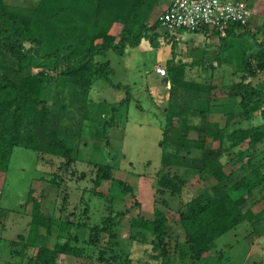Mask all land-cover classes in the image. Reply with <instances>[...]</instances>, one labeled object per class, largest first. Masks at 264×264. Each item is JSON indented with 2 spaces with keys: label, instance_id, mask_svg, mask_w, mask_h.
I'll return each instance as SVG.
<instances>
[{
  "label": "trees",
  "instance_id": "obj_1",
  "mask_svg": "<svg viewBox=\"0 0 264 264\" xmlns=\"http://www.w3.org/2000/svg\"><path fill=\"white\" fill-rule=\"evenodd\" d=\"M157 2L37 0L24 4L0 0V171L9 169L16 146L39 154L62 156L65 167L76 160L75 143L68 142L62 133L63 128H68L63 117L67 105L59 88L64 85L63 89L87 94L100 78L121 87L112 78L114 69L111 59L107 58L108 51L123 55L144 38L160 47L163 38L171 32L166 29L160 32L158 19L150 23ZM248 24L233 25L245 28ZM244 35L240 46L246 53L251 47H247L248 39ZM255 44H258L257 50L242 57L241 63L246 67L254 56L257 66L253 73L264 69V39ZM185 69L186 65L175 63L174 58L167 61L168 84L177 97L171 94L166 110L163 168L157 177L154 217L131 219V228L136 233L151 235V240L145 241L151 245L150 257L146 259L155 264H198L210 256L206 253L214 252L217 239L239 223L247 220L254 225L264 218V208L253 210L264 199V82L255 86L242 77L234 86L240 110L226 112L222 123L209 119L211 90L204 88L203 79L185 77ZM200 90L204 91V98ZM189 92L197 95L195 102L202 100V107H192ZM177 116L179 122L175 125ZM257 118L258 123L254 122ZM245 120L252 122L250 126H243ZM190 130L198 131V137H190ZM215 142H219L218 146ZM243 144L247 145L244 149ZM229 163L232 167L227 171ZM181 169L197 172L202 180L213 183L209 189L189 193ZM104 181H108L104 189L118 186L125 195L135 194L133 185L114 176L111 164H97L96 192H101ZM27 205H31L25 211L32 216L33 245L38 227L45 226L49 236L52 225L59 220L56 223L58 241L53 247L47 242L41 243L31 255L30 263L59 264L62 255H74L95 264H133L132 253L127 252L119 236L118 218L123 211L114 214L110 210L95 224L90 222L88 207L84 208L81 219H73L75 211L56 219L52 214L42 213V197L33 187L29 189ZM171 207L179 211L177 225L168 217ZM61 208H66L65 200ZM9 215V210L1 214L0 206L3 230ZM84 224L89 231L81 237L72 228H81ZM23 239L25 235L20 234L19 240L10 243L14 246L22 243L24 249L13 248L20 256L28 250L21 242ZM219 253L224 255V249Z\"/></svg>",
  "mask_w": 264,
  "mask_h": 264
},
{
  "label": "rangeland",
  "instance_id": "obj_2",
  "mask_svg": "<svg viewBox=\"0 0 264 264\" xmlns=\"http://www.w3.org/2000/svg\"><path fill=\"white\" fill-rule=\"evenodd\" d=\"M6 1L31 3V0ZM160 11L151 16L150 23L157 19ZM159 31L163 32L162 28ZM184 31L181 29L176 33ZM173 43L178 44V47L173 48ZM188 44L189 42H186V45H182L170 34L163 38L161 47L154 46L149 39L144 38L139 45L129 47L123 55L113 50L108 51L107 58L111 59L114 69L112 78L121 87H114L103 78L98 79L87 94L66 87L63 89L64 85H61L60 95H63L67 105V112L63 114L66 123L64 126L68 127L63 128L62 133L66 134L68 142L75 143L77 158L70 166L65 167V158L62 156L39 154L24 146L14 148L9 169L0 171L1 214L10 211L6 229L0 227L1 264H21L14 260L9 262L12 256L11 240L6 238L17 241L19 235L24 234L25 239L21 242L28 247L26 249L30 255L36 253L41 243L47 242L53 247L58 241L59 225L56 223L59 220L52 225L49 236L46 234L45 226L38 227L37 240L35 245L32 244L34 241V233L31 230L32 216L25 211L31 207L25 206L31 187L42 197V213L52 214L56 219L64 218L72 211L76 212L73 219H81L84 208L88 207L90 222L95 224L101 222L110 210L114 214L123 211L118 218L119 236L127 252L131 251L133 264H155L148 260L151 245L145 242L151 240V235L143 236L136 233L131 228V219L139 216L154 217L157 177L163 168V127L166 110L171 102V94L175 99L177 97L171 93V85L163 83V77L157 72L156 62L161 60L163 55L168 58L173 56L181 45V51L184 52ZM185 57H180L178 61H183ZM164 64L167 67V62ZM37 70L38 68L35 69ZM192 74L191 79L204 80V77H197L194 72ZM183 92L178 96L181 97ZM202 96L204 98V91ZM189 97L193 99L192 107L203 106L202 100L195 102L196 94L189 92ZM113 107L118 109L114 110ZM226 117L224 112L212 111L209 114L210 121L223 123ZM258 120L260 119L257 118L254 122L258 123ZM173 122L178 125L179 117H175ZM251 123L245 120L242 124L250 126ZM65 130L67 133H74L70 136ZM198 135L199 132L196 130L189 132L190 137ZM218 144L219 142L214 143L215 146ZM246 146L243 144L241 147L244 149ZM223 160H226V156H223ZM97 164L113 165L114 176L133 185L135 194L129 192L125 195L118 186L104 189L108 181H104L105 185H102L101 192H96L94 185ZM230 167L232 164H227L226 170L229 171ZM180 174L186 178L185 188L189 193L209 189L213 183L212 180H202L197 172L191 170L181 169ZM64 200L66 208L62 209ZM168 217L173 225H177L179 211L171 207L168 210ZM3 218L5 219L6 215H3ZM72 229L74 232L77 230L81 237L89 231L85 224L81 228ZM131 235L136 238L131 239ZM256 238L259 240L258 243L255 242ZM229 243L232 244L231 247H227ZM255 243L257 246L258 244L264 246V218L254 225L247 220L239 223L234 229L219 237L214 252L206 253L210 256L203 258L198 264H255L256 260L258 261L256 264H264V248L260 254L257 248L254 249L256 253H251ZM19 247L22 248V243H18L14 249ZM221 249H224V255L220 256ZM15 257L20 259L19 256ZM58 263L95 264L74 255H62Z\"/></svg>",
  "mask_w": 264,
  "mask_h": 264
},
{
  "label": "crops",
  "instance_id": "obj_3",
  "mask_svg": "<svg viewBox=\"0 0 264 264\" xmlns=\"http://www.w3.org/2000/svg\"><path fill=\"white\" fill-rule=\"evenodd\" d=\"M35 1L37 0H31L30 2L32 3ZM243 1H245L253 11L249 24L245 28H240L232 24L231 27L226 30V32H220L209 27L195 32H190L185 29L184 32H171V35L174 36V40H178V42L180 41L182 45H186V42H189L188 47H186L185 51L182 52L181 45V47H179L178 51L174 53L173 56L168 58L163 55V58L156 62V65H165L164 63H166L171 58H174L175 63L186 65V77H191L193 75L192 72H194V75H197V77H204V88L206 90H211L210 97L212 98V102L209 105L211 112L217 111L226 113L231 109L232 111L240 110V107L237 103L239 97L238 94H235L234 92V86L241 81L242 77H246L244 79L245 82H251L255 86H259L264 82V69L253 73V68L257 66L254 56L250 58L249 64L246 63L248 64L246 67L241 64L242 57L247 56L257 50L258 44H255V41L258 43L263 42L264 0ZM170 3L171 0H158L155 7L153 8L152 16L157 11L164 10ZM244 33L246 34L244 36L246 39H248L247 47H251V49H248V52L246 53L242 52L240 46L242 34ZM254 37L255 41L253 40ZM203 39L204 41H202ZM177 45L175 44L176 47H178ZM184 56H186L185 59L179 62V58ZM216 91H219V93ZM263 208L264 200L253 206L254 211H260ZM6 240L14 239L6 238ZM255 242L258 243L259 240L256 238ZM11 246H13V248L15 247L14 245H10V252L12 253V256L11 260L9 259V262L14 260L15 262H21V264H32L30 263V254L26 253L22 254L21 256L17 255L16 252H13V248H11ZM252 248V254L255 252L254 249L256 248L260 254L262 253L261 250H263L264 246L260 244L257 246L255 243V246L253 244ZM15 256H19L20 259H17L18 257L16 258ZM257 262L258 261L256 260L254 263ZM1 263L2 262H0V264Z\"/></svg>",
  "mask_w": 264,
  "mask_h": 264
},
{
  "label": "built area",
  "instance_id": "obj_4",
  "mask_svg": "<svg viewBox=\"0 0 264 264\" xmlns=\"http://www.w3.org/2000/svg\"><path fill=\"white\" fill-rule=\"evenodd\" d=\"M252 12L243 0H171L157 19L161 28L170 32L180 29L195 32L206 27L226 32L234 23L248 24ZM157 72L166 76L167 67L158 65Z\"/></svg>",
  "mask_w": 264,
  "mask_h": 264
},
{
  "label": "water",
  "instance_id": "obj_5",
  "mask_svg": "<svg viewBox=\"0 0 264 264\" xmlns=\"http://www.w3.org/2000/svg\"><path fill=\"white\" fill-rule=\"evenodd\" d=\"M168 82H169V77L168 76L163 77V83L168 84Z\"/></svg>",
  "mask_w": 264,
  "mask_h": 264
}]
</instances>
